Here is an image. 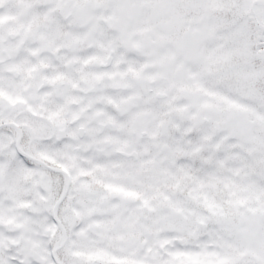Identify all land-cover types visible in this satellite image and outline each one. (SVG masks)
<instances>
[{
	"label": "snow or ice",
	"instance_id": "obj_1",
	"mask_svg": "<svg viewBox=\"0 0 264 264\" xmlns=\"http://www.w3.org/2000/svg\"><path fill=\"white\" fill-rule=\"evenodd\" d=\"M0 264H264V0H0Z\"/></svg>",
	"mask_w": 264,
	"mask_h": 264
}]
</instances>
